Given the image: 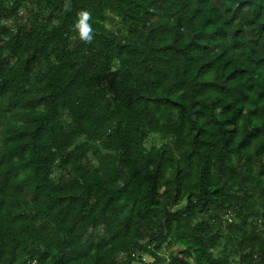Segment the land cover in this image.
I'll return each mask as SVG.
<instances>
[{"label": "trees", "instance_id": "16d2710c", "mask_svg": "<svg viewBox=\"0 0 264 264\" xmlns=\"http://www.w3.org/2000/svg\"><path fill=\"white\" fill-rule=\"evenodd\" d=\"M27 1L0 0V264H264V0Z\"/></svg>", "mask_w": 264, "mask_h": 264}, {"label": "rangeland", "instance_id": "374dc122", "mask_svg": "<svg viewBox=\"0 0 264 264\" xmlns=\"http://www.w3.org/2000/svg\"><path fill=\"white\" fill-rule=\"evenodd\" d=\"M33 1L32 0H28L23 5V10L21 12L24 14V16H28L30 11H33L34 13L37 12L38 7H36L33 4ZM40 8H42V7H40ZM111 25H114L115 28H119V24L117 23L116 18H113V20H111V21H107L106 26L110 27ZM168 141H169L168 139L163 138L161 136L151 135L146 140V146L147 147H150L152 145L160 146L161 144L167 143ZM223 243H224V240L222 239L220 241V243H219V246L214 250L215 253H217L219 250H221ZM180 249H182L180 246L174 245L173 248L168 249L169 251H163L162 252L163 253L162 256H164L166 258L168 256V253H170V251L174 255L177 252H179ZM140 257H141V260H142L141 262H143V261L150 262L151 261V258L149 256L142 255ZM141 262H135L133 264H142ZM231 264H237V257L236 256L232 257Z\"/></svg>", "mask_w": 264, "mask_h": 264}, {"label": "clouds", "instance_id": "9594fccd", "mask_svg": "<svg viewBox=\"0 0 264 264\" xmlns=\"http://www.w3.org/2000/svg\"><path fill=\"white\" fill-rule=\"evenodd\" d=\"M89 31H90V28H86V31L84 32V37L86 39H90V36L88 35Z\"/></svg>", "mask_w": 264, "mask_h": 264}]
</instances>
